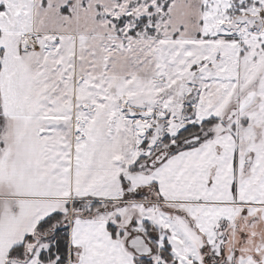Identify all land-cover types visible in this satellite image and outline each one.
<instances>
[{
  "label": "snow or ice",
  "instance_id": "1",
  "mask_svg": "<svg viewBox=\"0 0 264 264\" xmlns=\"http://www.w3.org/2000/svg\"><path fill=\"white\" fill-rule=\"evenodd\" d=\"M0 264H264V0H0Z\"/></svg>",
  "mask_w": 264,
  "mask_h": 264
}]
</instances>
